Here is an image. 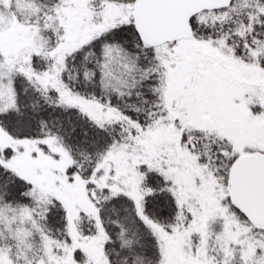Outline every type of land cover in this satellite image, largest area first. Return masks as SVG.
Returning <instances> with one entry per match:
<instances>
[{
	"label": "snow or ice",
	"instance_id": "snow-or-ice-1",
	"mask_svg": "<svg viewBox=\"0 0 264 264\" xmlns=\"http://www.w3.org/2000/svg\"><path fill=\"white\" fill-rule=\"evenodd\" d=\"M0 264H264V0H0Z\"/></svg>",
	"mask_w": 264,
	"mask_h": 264
}]
</instances>
